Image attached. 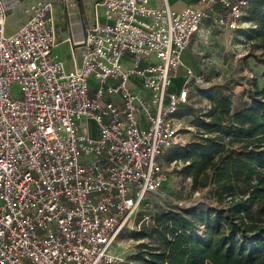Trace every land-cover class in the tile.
I'll use <instances>...</instances> for the list:
<instances>
[{"label": "built area", "instance_id": "obj_1", "mask_svg": "<svg viewBox=\"0 0 264 264\" xmlns=\"http://www.w3.org/2000/svg\"><path fill=\"white\" fill-rule=\"evenodd\" d=\"M59 1L66 60L54 53L56 0H0V264L125 259L113 246L167 181L169 148L197 128L179 114L202 82L185 51L205 22L244 27L249 5L96 0L84 26L80 0ZM22 7L26 20L9 32Z\"/></svg>", "mask_w": 264, "mask_h": 264}, {"label": "trees", "instance_id": "obj_2", "mask_svg": "<svg viewBox=\"0 0 264 264\" xmlns=\"http://www.w3.org/2000/svg\"><path fill=\"white\" fill-rule=\"evenodd\" d=\"M242 21L249 26L237 34L264 64V0H249ZM260 77L262 85L254 79L240 106L233 107L230 87L220 86L201 90L211 101L207 109L193 113L187 106L179 112L194 114L198 138L172 146L166 160L182 161L180 173L193 189L213 185L220 206L155 211L150 223L131 233L148 241L118 264H264V70Z\"/></svg>", "mask_w": 264, "mask_h": 264}, {"label": "rangeland", "instance_id": "obj_3", "mask_svg": "<svg viewBox=\"0 0 264 264\" xmlns=\"http://www.w3.org/2000/svg\"><path fill=\"white\" fill-rule=\"evenodd\" d=\"M29 0H25L27 2ZM86 1V0H85ZM86 5H80V11L84 15V26L87 21L93 18V6L96 0H88ZM57 22H58V46L54 53L59 58L67 59L69 55L68 43L63 42L70 33V21L66 14L63 4L56 0ZM84 10L87 12H84ZM27 16L24 12V7L9 14V32L17 29ZM206 24V23H204ZM202 25L204 30L200 33L194 42H192L186 51V58L193 68L196 75L200 76L202 82H191V98L190 102L184 107L189 106L193 113H198L201 109H207L211 101L208 96L201 90H214L220 86H229L232 92L233 107L240 106L246 99H242V94L251 88V82L258 79L259 85H262L263 80L260 77L264 70V64L258 63L252 52L251 42L243 36L237 34L236 29H222L215 27L213 23ZM249 26V23L245 25ZM255 54L260 55L259 50ZM184 80L181 74L176 79V84L180 85ZM14 92H18L15 88ZM183 109V108H182ZM181 109V111H182ZM182 118L187 125L192 124L194 114H182ZM192 126V125H191ZM95 124L90 122V133H95ZM198 129L190 131L184 135V142L193 141L198 138ZM172 148V147H171ZM170 149V148H169ZM169 151V150H168ZM167 151V152H168ZM167 153L165 155V158ZM165 168L168 171V179L165 181L162 188L155 193L147 195L146 199L141 204L135 219L130 227H127L119 236V240L113 246V251L121 257L137 252L136 245L139 242H147V239L136 240L131 237L133 231H138L142 223H150L155 211L161 208L186 206L191 207L199 203H205L209 206L219 207L220 204L213 193V185L200 189L192 188V181L189 177L180 173L182 161L180 159L174 161L166 160ZM140 219V224H137Z\"/></svg>", "mask_w": 264, "mask_h": 264}, {"label": "crops", "instance_id": "obj_4", "mask_svg": "<svg viewBox=\"0 0 264 264\" xmlns=\"http://www.w3.org/2000/svg\"><path fill=\"white\" fill-rule=\"evenodd\" d=\"M167 1V3L170 5V7L171 8H173L174 10H182L183 8H185L186 6H188V5H193V4H195L198 0H166ZM84 3L87 5L88 3H89V1L88 0H82V2H81V0H80V5H84ZM163 3V0H153V2H152V4L153 5H155V6H159V5H161ZM79 9H80V7H79ZM81 10V9H80ZM84 12H87V10L85 11L84 10ZM206 24H210L209 22H205ZM206 24H204V25H206ZM207 26V25H206ZM202 30H204V27L202 26L201 27V29H200V31L199 32H197L196 33V35H195V37H194V40H193V42L198 38V37H200V33L202 32ZM187 51V50H186ZM186 51H185V54H184V61H185V63L188 65V66H190V64H189V62H188V60H187V58H186ZM68 59V58H67ZM191 67V66H190ZM192 68V67H191ZM193 69V68H192ZM215 89V88H214ZM243 96H242V99H247L246 98V95L245 94H242ZM182 115V114H181ZM195 126V125H194Z\"/></svg>", "mask_w": 264, "mask_h": 264}]
</instances>
